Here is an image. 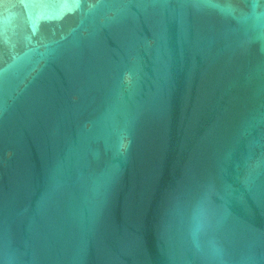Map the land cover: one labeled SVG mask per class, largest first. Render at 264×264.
I'll return each instance as SVG.
<instances>
[{
    "label": "water",
    "instance_id": "water-1",
    "mask_svg": "<svg viewBox=\"0 0 264 264\" xmlns=\"http://www.w3.org/2000/svg\"><path fill=\"white\" fill-rule=\"evenodd\" d=\"M0 264H264V0H0Z\"/></svg>",
    "mask_w": 264,
    "mask_h": 264
}]
</instances>
